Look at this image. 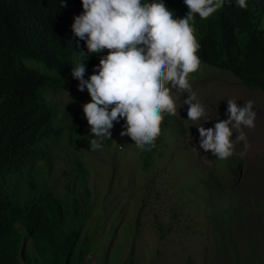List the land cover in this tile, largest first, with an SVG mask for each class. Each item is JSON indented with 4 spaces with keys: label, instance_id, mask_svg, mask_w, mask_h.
<instances>
[{
    "label": "rangeland",
    "instance_id": "374dc122",
    "mask_svg": "<svg viewBox=\"0 0 264 264\" xmlns=\"http://www.w3.org/2000/svg\"><path fill=\"white\" fill-rule=\"evenodd\" d=\"M78 55L86 73L107 50L88 54L83 41ZM23 62L53 81L41 96L54 112L60 133L47 141L46 154L18 180L21 199L61 197L84 205L82 235L88 239L80 264H264V91L241 82L230 71L201 62L190 74L197 99L211 121L187 119V93L173 89L178 113L166 115L155 147L140 149L121 136L124 120L114 122L109 142L91 151L90 126L72 141L69 127L87 121L82 105L87 90L71 72L61 75L38 61ZM254 101V128L242 130L250 145H235V154L217 159L199 148L196 127H213L227 119V101ZM82 163L88 194L74 172Z\"/></svg>",
    "mask_w": 264,
    "mask_h": 264
},
{
    "label": "trees",
    "instance_id": "16d2710c",
    "mask_svg": "<svg viewBox=\"0 0 264 264\" xmlns=\"http://www.w3.org/2000/svg\"><path fill=\"white\" fill-rule=\"evenodd\" d=\"M163 2L174 17L189 11L183 0ZM248 4L242 10L226 3L205 20L195 17L198 56L264 91V0ZM82 12L81 0H0V264H80L86 257L84 205H70L49 193L41 199L17 196L19 178L60 133L41 96L53 78L23 60L70 73L84 46L71 31L73 18ZM88 129L87 121L71 124L72 141L86 146L77 136ZM74 172L88 194L81 162H75Z\"/></svg>",
    "mask_w": 264,
    "mask_h": 264
},
{
    "label": "clouds",
    "instance_id": "9594fccd",
    "mask_svg": "<svg viewBox=\"0 0 264 264\" xmlns=\"http://www.w3.org/2000/svg\"><path fill=\"white\" fill-rule=\"evenodd\" d=\"M233 2L242 10L249 7L248 0H183L188 13L174 17L163 0H81L83 12L71 25L74 37L85 42L88 54L107 50L88 79L81 64L71 72L79 81L78 90L86 89L90 96L82 110L94 137L91 151L102 149L121 118L125 122L121 136L142 150L155 147L165 116L178 113L173 89L188 94L184 100L188 120H212L190 83V74L201 66L193 24L197 15L205 20ZM226 115L213 127L203 123L196 127L199 148L220 160L232 157L238 142L250 147L242 130L235 140L233 133L255 127L254 101L238 105L228 100Z\"/></svg>",
    "mask_w": 264,
    "mask_h": 264
}]
</instances>
